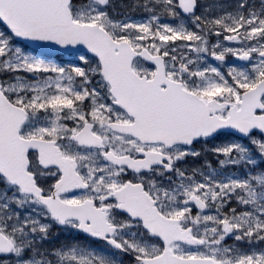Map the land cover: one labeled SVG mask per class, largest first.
Instances as JSON below:
<instances>
[{
  "label": "snow or ice",
  "instance_id": "6c2138e0",
  "mask_svg": "<svg viewBox=\"0 0 264 264\" xmlns=\"http://www.w3.org/2000/svg\"><path fill=\"white\" fill-rule=\"evenodd\" d=\"M0 264H264V0H0Z\"/></svg>",
  "mask_w": 264,
  "mask_h": 264
}]
</instances>
